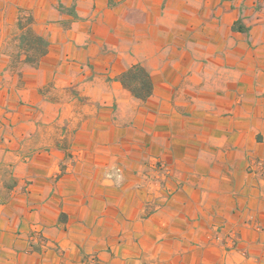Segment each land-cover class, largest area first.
<instances>
[{"label":"crops","instance_id":"obj_1","mask_svg":"<svg viewBox=\"0 0 264 264\" xmlns=\"http://www.w3.org/2000/svg\"><path fill=\"white\" fill-rule=\"evenodd\" d=\"M259 1L0 0V264H264Z\"/></svg>","mask_w":264,"mask_h":264},{"label":"trees","instance_id":"obj_2","mask_svg":"<svg viewBox=\"0 0 264 264\" xmlns=\"http://www.w3.org/2000/svg\"><path fill=\"white\" fill-rule=\"evenodd\" d=\"M31 16H21L18 20V40L20 42L21 54L25 55L24 63L36 65L38 60L47 53L48 42L36 35L32 28ZM21 54H19L21 56ZM123 86L140 100L147 99L152 93V82L149 74L140 66L128 69L120 77Z\"/></svg>","mask_w":264,"mask_h":264},{"label":"rangeland","instance_id":"obj_3","mask_svg":"<svg viewBox=\"0 0 264 264\" xmlns=\"http://www.w3.org/2000/svg\"><path fill=\"white\" fill-rule=\"evenodd\" d=\"M24 17H27V16H24ZM20 34V31H18V35ZM42 234L40 233V232H36L35 234H34V236H33V239L32 240H35V239H37L38 240V242H40L41 240L42 241H46L45 239V237H44V235H42Z\"/></svg>","mask_w":264,"mask_h":264},{"label":"built area","instance_id":"obj_4","mask_svg":"<svg viewBox=\"0 0 264 264\" xmlns=\"http://www.w3.org/2000/svg\"><path fill=\"white\" fill-rule=\"evenodd\" d=\"M258 1H259V0H258ZM260 1H262V0H260ZM260 1H259V2H260ZM257 6H258L259 8L261 7V5H260V4H258ZM41 236H42V235H41ZM41 241H42V240H41Z\"/></svg>","mask_w":264,"mask_h":264}]
</instances>
